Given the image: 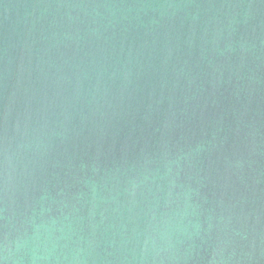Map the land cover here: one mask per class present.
<instances>
[{
  "label": "water",
  "instance_id": "obj_1",
  "mask_svg": "<svg viewBox=\"0 0 264 264\" xmlns=\"http://www.w3.org/2000/svg\"><path fill=\"white\" fill-rule=\"evenodd\" d=\"M3 264H264V0H0Z\"/></svg>",
  "mask_w": 264,
  "mask_h": 264
},
{
  "label": "clouds",
  "instance_id": "obj_2",
  "mask_svg": "<svg viewBox=\"0 0 264 264\" xmlns=\"http://www.w3.org/2000/svg\"><path fill=\"white\" fill-rule=\"evenodd\" d=\"M0 264H3V261H0Z\"/></svg>",
  "mask_w": 264,
  "mask_h": 264
}]
</instances>
